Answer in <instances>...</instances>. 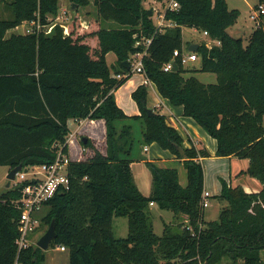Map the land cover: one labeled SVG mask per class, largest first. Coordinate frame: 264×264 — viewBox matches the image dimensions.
<instances>
[{"label": "trees", "instance_id": "1", "mask_svg": "<svg viewBox=\"0 0 264 264\" xmlns=\"http://www.w3.org/2000/svg\"><path fill=\"white\" fill-rule=\"evenodd\" d=\"M68 1L77 9L93 3L100 24L73 21L66 28L57 26L53 35H9L25 22L48 25L59 13V0H0L11 14L0 19V166L12 171L53 164L59 150L69 156L70 120L105 124V153L84 137L89 157L70 161L69 189L44 204L41 226L49 228L55 221L57 232L50 247H65L69 264H221L225 259L228 264H264V24L245 43L228 32L240 13L226 0H176L179 8L165 15L174 26L162 31L143 0ZM103 22L116 27L105 28ZM184 27L207 32L219 45L199 44L200 68L188 70L177 58L179 71L166 72L164 65L174 52L184 51ZM135 35L153 36L144 57L145 78L160 96L183 107L184 116L217 140L219 157L249 160L243 174L263 186L258 193H247L222 179L218 198L227 205L216 221L204 219L200 159L210 156L207 150L186 147L165 115L148 113L147 85L132 93L139 115L129 116L117 104L114 92L133 76L125 62L139 50ZM110 53L117 57L113 69L107 63ZM188 73L215 74L217 83L204 84L195 76L185 77ZM152 144L182 162L185 187L177 167L139 156L138 147ZM136 160L145 161L151 172L150 196L135 182ZM24 186L0 194V264H45L47 259L36 244L22 250L17 245ZM152 204L172 211L176 228L166 224L163 235H157ZM122 217L129 225L124 239L113 230L114 219Z\"/></svg>", "mask_w": 264, "mask_h": 264}, {"label": "crops", "instance_id": "2", "mask_svg": "<svg viewBox=\"0 0 264 264\" xmlns=\"http://www.w3.org/2000/svg\"><path fill=\"white\" fill-rule=\"evenodd\" d=\"M229 32V31H228ZM253 33V32H252ZM251 33V34H252ZM248 32H242L241 31V37L237 36L238 38H242L245 40V43L248 41L250 35ZM232 35V34H231ZM233 36V35H232ZM204 37V36H203ZM235 37V36H234ZM206 38L202 40L204 42ZM209 40V39H208ZM216 44V42H215ZM219 45V44H217ZM200 61V58L198 59ZM195 68V67H193ZM198 74V73H197ZM139 75V74H136ZM142 79L140 78L139 83L136 85L134 83L131 77V79L125 84L124 86L128 87L129 85L135 84V88L131 90V99H132V93L140 86L144 84L145 76L140 75ZM151 84V83H150ZM154 87L153 96L155 98L154 104L151 106L148 101V108L152 109L155 113L163 114L167 117L168 123L176 128L178 132L181 134V136L184 139L185 146L190 148L192 145L196 147L198 150L206 149L209 153V157L207 158H201L200 161L203 165L205 163L204 168V174H205V191L206 193H209L208 203L204 207V219L209 216L210 222H213L216 220L217 217H219V214L223 207H225L227 204L226 202L221 201L218 196L221 194L222 190V183L221 180H225L228 182L229 185L233 187L241 186L247 193H258L262 190L263 186L262 184L250 176L244 175L243 172L247 171L250 165L249 160L247 159H240L237 157H219L217 154L218 150V143L217 140L212 138L201 126H199L192 118H188L184 116V109L183 107H176L170 104V102L166 99H163L160 94L158 93V90L154 84H151ZM123 87V86H122ZM121 87V88H122ZM120 88V89H121ZM119 91V90H118ZM117 91L114 92L117 104L120 108L124 110V112L129 116L139 115V109L136 103H133V101H129L126 94H121L119 98L116 96ZM150 96V93H149ZM133 100V99H132ZM135 102V101H134ZM156 106H159V109H156ZM167 109V112H163V108ZM79 124V128L76 131L77 134H80V132L84 129V135L82 138L87 137L91 139L94 144L98 141V139L102 136L105 137L106 135V129L105 124L103 121H77ZM102 125V131L103 134L97 138L98 136L93 134L94 129H96L99 125ZM88 131V132H87ZM136 138L137 140L140 139V128H137L136 131ZM106 139V138H105ZM191 141V142H190ZM74 145H76V141L74 143L69 144V155L72 160H78L81 159L80 152L82 150V146H79V151L77 149V152L74 151ZM95 146H97L95 144ZM90 151V149H87ZM139 150V156L146 158L148 161L156 162L158 163V160H161L165 163H175L180 173V183L183 187L187 185V183H184L181 175L180 169L183 168L182 162L176 160L174 156L171 155L169 151H165L161 149L157 144H152L147 147H138ZM106 151V149H105ZM105 153V152H104ZM83 159V158H82ZM159 164V163H158ZM138 168L137 171H135V168ZM144 167L147 168L145 161H139L136 160L132 164V172L135 179V182L140 189V191L145 196H150L152 191V178L149 177L148 173L145 172ZM206 170H208V175ZM212 199V200H211ZM152 207H156V204H152ZM150 206V207H151ZM158 207V206H157ZM208 212V213H207ZM174 220L178 222V220L175 218ZM173 220V221H174ZM169 222L170 224L173 223ZM181 222L184 224H188V219L186 217L181 218ZM169 224V225H170ZM59 250V248L57 249ZM61 251V250H60ZM61 252H67V251H61ZM69 255V253H68ZM49 256L47 255L46 262L48 260ZM52 260H54L52 258ZM45 262V263H46ZM56 264V263H55Z\"/></svg>", "mask_w": 264, "mask_h": 264}, {"label": "rangeland", "instance_id": "3", "mask_svg": "<svg viewBox=\"0 0 264 264\" xmlns=\"http://www.w3.org/2000/svg\"><path fill=\"white\" fill-rule=\"evenodd\" d=\"M160 3L155 4L157 7H161V5H163L164 8L167 7L168 3H163V0H158ZM229 8L231 10H238L239 11V17L237 19L236 24L229 29V33L232 34L233 36H235V38H238L237 36L241 37V31L242 32H248V34L254 32V30L256 29V23L251 19V15L258 11V8L260 5L264 4H260L259 0H226ZM148 8V5H145V8ZM160 12H162L161 9H159ZM11 16L10 14V10L7 8V6L4 3H0V19H6L9 18ZM76 21L77 23H82L85 26H91V24H95V27L97 26V24H100V18L98 17V13H97V9L96 7L93 5V3L91 5H89L88 7H81V8H73V6L69 3L68 0H59V13L58 15L54 18V17H50L49 18V24L46 25V27L43 29V32L46 35H53L55 33V29L57 26L60 27H67L70 26V24ZM153 21L158 22V18L157 15H153ZM261 21L264 24V17L261 18ZM103 27L105 28H115L116 25L110 22H103L102 24ZM74 27H76V24L74 25ZM23 28H19L18 30H12L9 32V35L11 33H22ZM182 36H183V46H184V51L186 53H188V49L189 46L192 44H200L202 43V40L204 39L203 37V33L200 30L194 29V28H188V27H184L182 29ZM206 43H210V40H205ZM213 42V41H212ZM116 60L117 57L114 53H110L107 56V63L109 65V67L111 69H113V66L116 64ZM201 66V61H195V62H189L188 64L185 65V68L188 70L193 69V67L195 68H200ZM191 76H195L196 78H198L202 83L204 84H215L217 83V77L215 74H210V73H188L187 75H185V77H191ZM140 78L142 79V77L140 75H133L132 79L134 81V83H136V85L139 83ZM127 84V82H126ZM135 84L129 85L128 87L123 86L121 89L116 90V96L119 98V96L121 94H126L128 100L131 102L134 100L131 99V90H133L136 86ZM149 88V103L152 106L155 102V98L153 96V91H154V86L149 84L147 85ZM159 106H156V109H159ZM163 112H167V109L164 107L163 108ZM69 130L70 133H75L78 128H79V124L76 120H70L69 121ZM84 129L80 132V134L76 135V145H74V152H77V149L79 148V146L81 145L83 148V144H82V137L84 135ZM88 132V131H87ZM94 135L96 134L99 138L102 134V125L100 124L96 129H94V132H92ZM83 134V135H82ZM95 144L97 145L96 148L99 149L102 153L105 152L106 149V142H105V137L102 136L98 139L97 142H95ZM79 151V149H78ZM89 155L86 154L84 157H88ZM158 163L160 166L163 167H171V166H176V164L174 163H165L162 162L161 160H158ZM205 163H203V168H205ZM33 168L35 167H29L26 170H28V175L27 178L28 179H32V175L31 172L33 171ZM137 167L135 168V171H137ZM144 170L146 173H148L149 177L152 178L151 176V172L150 170L144 167ZM181 175H182V179L184 183H187V174H186V170L181 168ZM207 175L208 170H206ZM10 173V167L8 166H0V194H2L3 192H5L7 189V185L9 183L8 180V175ZM14 182L11 183V187L14 186ZM10 187V188H11ZM212 200V199H211ZM149 212L152 216L153 219V224H154V229H155V233L159 236L163 235L164 232V228L166 224H170L169 222H172L174 220V213L172 211H167V210H161L159 207H150L149 208ZM208 213V212H207ZM45 214V209H43L41 217L43 218ZM220 215V214H219ZM206 222H210L209 216L206 218ZM219 217L216 218V220H218ZM42 220V219H41ZM215 220V221H216ZM178 222H176V220L173 221L172 225L174 228H176ZM48 230V228H46L45 225H42L38 228V230L30 236L31 238V243L32 244H36L38 243V241L40 240V238L46 233V231ZM113 230L115 233V236L117 238H127L128 234H129V225H128V219L127 218H115L113 221ZM59 248V250H57ZM47 255L49 256L47 262L45 264H69V255L68 252H61L60 251V247H50L49 250L47 251ZM261 256L264 259V250L261 252ZM52 258L54 260H52ZM229 260L225 259L222 261L221 264H228Z\"/></svg>", "mask_w": 264, "mask_h": 264}, {"label": "built area", "instance_id": "4", "mask_svg": "<svg viewBox=\"0 0 264 264\" xmlns=\"http://www.w3.org/2000/svg\"><path fill=\"white\" fill-rule=\"evenodd\" d=\"M158 3H160L158 0H143L144 7L145 5H148L149 7H146V9L152 11V14L157 15L158 22H155V25L158 30L162 31L164 28L173 27L174 25L172 23L166 21L165 15L168 9H178V2L176 0H163V3H168L166 8H164L163 5H161L160 8L157 7L155 4ZM159 9H161L162 12H160ZM262 17H264V6L260 5L258 11L251 15V19L256 23V29L263 25V22L261 21ZM45 27L46 26L42 25V23L37 20L25 22L16 28V30L23 28L21 34L30 35L42 32ZM202 33L206 40H208V33ZM134 38L136 39L135 47L139 50L129 59L131 74L145 76L144 57L148 55L149 48L153 42V36L139 37L138 35H135ZM209 40L210 43H207V46L211 47L216 41L212 42L211 39ZM216 44H219V42H216ZM177 58L181 59L183 66L189 62L198 61L199 59L196 52L189 51L186 53L185 51L181 52L176 50L173 59L164 65V71H172ZM116 77L122 79V76ZM144 84L149 85L150 82L145 78ZM76 135L77 132L70 133L67 143H74L76 141ZM86 154L90 155V151L83 147L80 152V160H82V158L85 159L84 156ZM71 160L70 155L68 156L59 150L57 159L53 164L36 166L33 168V171L30 174L33 177L32 179L27 178L28 170H22L17 174L14 186L25 184L22 189V199L18 203V208L21 211L19 219L20 237L17 241L19 250L28 248L32 245L30 236L33 235L42 224L41 214L44 204L53 198L58 192L69 189L70 181L68 177V165ZM203 198V205L205 207L208 203L209 193L204 192ZM60 250L67 251L65 247H60Z\"/></svg>", "mask_w": 264, "mask_h": 264}, {"label": "water", "instance_id": "5", "mask_svg": "<svg viewBox=\"0 0 264 264\" xmlns=\"http://www.w3.org/2000/svg\"><path fill=\"white\" fill-rule=\"evenodd\" d=\"M73 8H76V5H74ZM149 15L150 16L152 15V11H150V10H149ZM199 48H200L199 44H192V45L189 46L188 51H190V52H198ZM125 65H126L127 68H130L129 61L125 62ZM172 71L173 72H178L179 71V67H178L177 64L173 65ZM148 113L150 115L151 114H155V112L152 109H149V108H148ZM83 143L84 144L87 143V139L86 138H83ZM178 150L180 151L181 155L185 154V152H184V150L182 148L179 147ZM21 171H22V167L21 166H19V167L13 169L12 171H10V173L8 175L9 183L7 185V188L11 187V183L16 180L17 174L19 172H21ZM56 238H57L56 226H55V221H53L51 223L50 227L48 228V230L46 231V233L38 241L37 246L41 250L47 252L49 250L50 246H51V243Z\"/></svg>", "mask_w": 264, "mask_h": 264}]
</instances>
